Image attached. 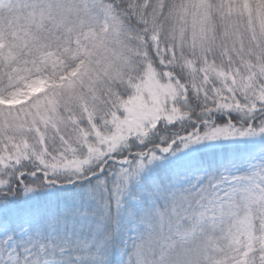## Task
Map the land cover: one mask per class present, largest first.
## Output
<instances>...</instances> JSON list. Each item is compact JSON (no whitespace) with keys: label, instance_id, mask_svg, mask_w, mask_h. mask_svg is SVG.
<instances>
[{"label":"snow or ice","instance_id":"snow-or-ice-1","mask_svg":"<svg viewBox=\"0 0 264 264\" xmlns=\"http://www.w3.org/2000/svg\"><path fill=\"white\" fill-rule=\"evenodd\" d=\"M0 264H264V0H0Z\"/></svg>","mask_w":264,"mask_h":264}]
</instances>
